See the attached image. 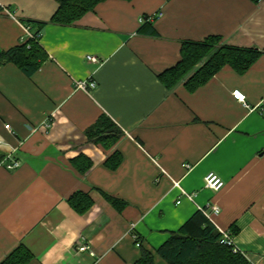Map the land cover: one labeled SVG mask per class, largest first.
I'll use <instances>...</instances> for the list:
<instances>
[{
    "label": "crops",
    "instance_id": "obj_1",
    "mask_svg": "<svg viewBox=\"0 0 264 264\" xmlns=\"http://www.w3.org/2000/svg\"><path fill=\"white\" fill-rule=\"evenodd\" d=\"M58 7L0 0V54L39 36L31 70L0 62V263L21 248V264H135L142 251L168 264L158 248L214 204L219 213L204 214L216 229L264 264V0H103L70 24L51 21ZM212 36L258 55L191 89L204 56L170 81L186 42ZM84 79L96 87L76 89ZM102 115L116 140L88 139ZM209 173L222 188L205 187ZM77 192L90 201L82 213L69 201Z\"/></svg>",
    "mask_w": 264,
    "mask_h": 264
},
{
    "label": "trees",
    "instance_id": "obj_2",
    "mask_svg": "<svg viewBox=\"0 0 264 264\" xmlns=\"http://www.w3.org/2000/svg\"><path fill=\"white\" fill-rule=\"evenodd\" d=\"M56 1L59 7L51 21L70 24L103 0ZM252 1L259 2L260 0ZM34 35L38 37L36 40L28 39L20 46L2 52L0 62H4L5 59L14 60L22 69L31 70L32 63L28 59L39 50L38 33H34ZM215 40L218 39L212 36L200 42H186L182 49L180 62L168 70L172 77L175 75L174 78L170 80L169 75L168 78L166 77V81H174L178 76L186 74L198 60L207 56L206 63L193 72L186 82V86L193 89L226 64L238 72L244 71L258 55L255 49L216 45L214 44ZM24 54L25 58L22 59ZM120 133L119 128L106 115L100 116L86 130L88 139L94 142L116 140ZM86 197L87 194L77 192L70 197L69 201L77 211L82 213L90 204ZM109 199L113 203L116 202L115 198L109 197ZM22 252L21 248L16 249L0 264H21L29 256L21 255ZM157 252L168 264H252L239 250L233 251L232 246L222 242L221 232L201 210L193 213L178 230L171 232L169 238L158 248ZM151 261L150 253L142 251L135 264H150Z\"/></svg>",
    "mask_w": 264,
    "mask_h": 264
},
{
    "label": "built area",
    "instance_id": "obj_3",
    "mask_svg": "<svg viewBox=\"0 0 264 264\" xmlns=\"http://www.w3.org/2000/svg\"><path fill=\"white\" fill-rule=\"evenodd\" d=\"M140 21L143 22V21H146V19L141 18ZM37 38L38 37H36L34 34L27 32L26 37H24V39H22V42H26V41H28V39L36 40ZM86 58L89 61H93V62L97 61L96 57H94L92 55H87ZM74 87L76 89L83 90L85 92H90L92 89H94L96 87V82L92 79L78 80L75 82ZM233 96L241 102L244 101L245 95L240 90H234ZM6 127L9 128V125H6ZM4 166L7 169H14V168H17L19 166V162L15 159H12L11 156H8L4 161ZM186 166L188 167V165H186ZM204 185L206 188L217 191L220 188H222V186L224 185V182L216 174L209 173L205 177ZM208 210H211L214 214H218L220 211L219 207L217 205H214V204L213 205H207L206 209H204L203 212L205 214H207ZM220 232L222 234V242L226 245L232 246L233 251H238L239 249L233 243L232 234L229 231H220ZM76 249L79 252H85L92 257H95V255H96L95 252L92 250V248L90 247V245L87 242L77 243ZM97 263H98V258L95 259L93 264H97Z\"/></svg>",
    "mask_w": 264,
    "mask_h": 264
}]
</instances>
